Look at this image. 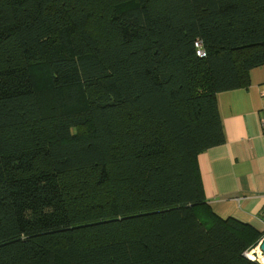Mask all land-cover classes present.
<instances>
[{"label":"trees","instance_id":"16d2710c","mask_svg":"<svg viewBox=\"0 0 264 264\" xmlns=\"http://www.w3.org/2000/svg\"><path fill=\"white\" fill-rule=\"evenodd\" d=\"M262 66L264 0H0V264H257L198 158Z\"/></svg>","mask_w":264,"mask_h":264},{"label":"crops","instance_id":"0c3cea01","mask_svg":"<svg viewBox=\"0 0 264 264\" xmlns=\"http://www.w3.org/2000/svg\"><path fill=\"white\" fill-rule=\"evenodd\" d=\"M263 85L264 66L250 71L247 89L217 96L225 142L198 158L206 203L212 212L260 232H264Z\"/></svg>","mask_w":264,"mask_h":264},{"label":"built area","instance_id":"2783aa9c","mask_svg":"<svg viewBox=\"0 0 264 264\" xmlns=\"http://www.w3.org/2000/svg\"><path fill=\"white\" fill-rule=\"evenodd\" d=\"M194 47H195V49H196L197 57L200 58V59H204L205 56H206V54H205V50H204V48H203L201 42L197 40V41L194 43ZM261 96L264 97V85H263V90H262ZM261 126L264 127V123H261ZM256 250H258V246L256 247L255 250L251 251L250 253L254 252V253H252V254H255L254 256L257 257V261H256V262H257L258 264H264V255H262L261 253H257ZM250 253H249V254H250ZM249 254H246V253H245V254H244V255H245V258L247 257V259H249ZM249 260H250V259H249ZM250 261H251V262H254L255 260H253V261L250 260Z\"/></svg>","mask_w":264,"mask_h":264},{"label":"rangeland","instance_id":"374dc122","mask_svg":"<svg viewBox=\"0 0 264 264\" xmlns=\"http://www.w3.org/2000/svg\"><path fill=\"white\" fill-rule=\"evenodd\" d=\"M34 70H35V69H34ZM34 70H33V71H34ZM29 72H30V70L27 69V70H26L27 77H29V74H28ZM32 77H33V79H34V81H35V85H38V86H39V85L42 83V82H41V78H40L39 75H33V74H32ZM257 246H258V245H257ZM257 246H256V247H257ZM256 247H255L253 250H255ZM253 250H251V251H253ZM251 251H249V252H245V253H246V254H249ZM256 252H257V253H260V252H259V249L256 250ZM245 253H244V254H245ZM244 254H243V256L245 257ZM250 254H251V253H250ZM262 255H263V254H262ZM246 259H247V257H246ZM247 260H249V259H247ZM254 263H257V262L254 261ZM257 264H258V263H257Z\"/></svg>","mask_w":264,"mask_h":264},{"label":"water","instance_id":"95a60500","mask_svg":"<svg viewBox=\"0 0 264 264\" xmlns=\"http://www.w3.org/2000/svg\"><path fill=\"white\" fill-rule=\"evenodd\" d=\"M258 249L259 252L264 255V239L258 244Z\"/></svg>","mask_w":264,"mask_h":264},{"label":"bare ground","instance_id":"6f19581e","mask_svg":"<svg viewBox=\"0 0 264 264\" xmlns=\"http://www.w3.org/2000/svg\"><path fill=\"white\" fill-rule=\"evenodd\" d=\"M252 253H254V252H252ZM252 253L249 254V259L252 260V261H253V260L257 261V257L254 256L255 254H252Z\"/></svg>","mask_w":264,"mask_h":264}]
</instances>
